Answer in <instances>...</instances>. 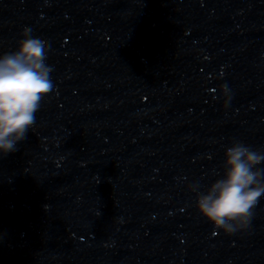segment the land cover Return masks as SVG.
<instances>
[{"label": "clouds", "instance_id": "1", "mask_svg": "<svg viewBox=\"0 0 264 264\" xmlns=\"http://www.w3.org/2000/svg\"><path fill=\"white\" fill-rule=\"evenodd\" d=\"M15 51L0 56V154L16 151L35 124L42 99L53 90L49 45L25 27ZM227 95V89L223 88ZM225 100V106L227 105ZM264 152L235 141L224 151L222 174L204 191L197 183L195 207L215 230L233 235L246 229L252 210L264 196Z\"/></svg>", "mask_w": 264, "mask_h": 264}]
</instances>
